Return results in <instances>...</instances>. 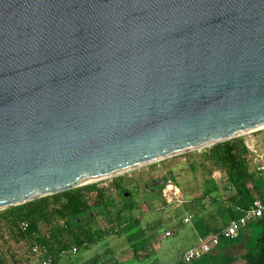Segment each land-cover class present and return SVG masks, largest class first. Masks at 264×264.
<instances>
[{"label": "water", "instance_id": "1", "mask_svg": "<svg viewBox=\"0 0 264 264\" xmlns=\"http://www.w3.org/2000/svg\"><path fill=\"white\" fill-rule=\"evenodd\" d=\"M261 128L264 0H0V210Z\"/></svg>", "mask_w": 264, "mask_h": 264}, {"label": "trees", "instance_id": "2", "mask_svg": "<svg viewBox=\"0 0 264 264\" xmlns=\"http://www.w3.org/2000/svg\"><path fill=\"white\" fill-rule=\"evenodd\" d=\"M204 155L222 173L218 183L222 185L224 192L223 199L218 202L210 198L212 202L210 209L196 210L198 215L195 222L202 225L203 235L207 236L219 231L230 219L242 215L255 198L264 200V182L255 172L249 170L252 156L243 139L239 137L212 145ZM188 173L191 174V171L187 166L168 170L165 173V182L157 189H162L168 180H172L177 185L179 179ZM176 174L180 175L177 177ZM162 177L164 175L156 180ZM114 187L123 198L130 197V192L121 187L117 181ZM109 202L106 190L90 183L0 210V240L4 241L6 235L14 243L21 241L27 244L25 253L23 251L21 254L17 252V255L10 253L12 264H36L31 253V246L34 244L39 245L43 257L49 256L48 264H75L76 257L73 258L71 254L73 247L78 252L88 250L103 241L107 234L117 231L123 230L134 252L143 249L151 240H156L155 232L137 235L139 230L143 232L137 221L129 225L128 219L126 223L119 224L121 209L115 213L118 227L114 225L107 232L108 229L98 226L97 216L105 217L110 214L107 208ZM124 208L131 211L132 201L126 203ZM181 221L182 219H178L179 223ZM109 222L112 221L109 219ZM41 223L47 227L46 234L40 230ZM238 245L243 247V254L234 255L227 251ZM102 253L104 251L85 262L98 264L99 255ZM182 253L183 251L176 255V262L179 261ZM0 264H6L2 253H0ZM180 264H264V215L248 223L235 237H220L211 252L204 253L189 263Z\"/></svg>", "mask_w": 264, "mask_h": 264}, {"label": "rangeland", "instance_id": "3", "mask_svg": "<svg viewBox=\"0 0 264 264\" xmlns=\"http://www.w3.org/2000/svg\"><path fill=\"white\" fill-rule=\"evenodd\" d=\"M238 137L243 139L244 142L254 138L257 143L261 144L264 140V128L247 132L234 138ZM211 146L192 149L163 160L138 166L111 177L90 182L100 188H104L106 195L110 199L107 206L110 214L105 217L98 215L96 218L98 226L108 229L107 232L114 225L118 227L115 213L121 209V221H119V224L126 223L128 219L130 220L128 221L129 225L137 221L138 225L143 228V232L139 230L137 235L155 232L157 236L156 240H151L143 249L134 252L123 230L107 234L103 241L96 243L88 250L76 251L75 253L71 250L72 257H76L75 264H90L85 261L91 257L95 258L102 251L104 253L99 255L100 262L98 264H161L163 261L173 260L176 255H179L189 242L186 230L195 223L198 215L196 210L210 209L212 207L210 198H214L218 202L224 197L222 195L224 193L222 192V185L218 183L222 173L204 155ZM253 165L254 163L251 159L249 163L250 170L254 169ZM181 166L189 167L191 174L188 173L182 179H179L177 185L172 180H169L160 190L157 189L151 192L145 188L144 185H149L152 179L160 178L168 170ZM116 181L121 187L130 192V197L126 199L121 196L118 189L114 187ZM171 184L179 189L176 197L172 196L171 192L168 191L166 195H163L166 185ZM130 200L133 205L131 211L124 208ZM187 202L190 203V205H187L190 207L185 206ZM189 212L193 216V219L191 218L192 222L184 223V220H182L179 223L178 219L187 216ZM109 219L112 222H109ZM164 228L171 231L169 236L164 235ZM40 230L43 234L47 233V227L42 223L40 224ZM125 231H127V228ZM4 238V241L0 240V253L4 256L6 264H12L10 253L13 252L16 255L18 253L21 254L22 251L25 253L27 244L21 241L14 243L6 235ZM227 251L234 255L244 253L241 245L229 248ZM32 259L35 260L36 258L33 256Z\"/></svg>", "mask_w": 264, "mask_h": 264}, {"label": "built area", "instance_id": "4", "mask_svg": "<svg viewBox=\"0 0 264 264\" xmlns=\"http://www.w3.org/2000/svg\"><path fill=\"white\" fill-rule=\"evenodd\" d=\"M261 145V146H260ZM245 146L252 156V161L255 164V171L257 176L264 182V140L263 142L257 143V141L252 138L245 142ZM169 181V180H168ZM171 192V195L176 197L179 193V189L171 184L166 185L163 190V195H166V192ZM169 194V193H168ZM264 215V200L255 198L247 209L244 210L242 215L237 218H232L219 231L209 234L206 237H201L197 242L189 247H187L178 262L176 261H166L162 264H180V263H189L192 260L200 257L204 253L211 252L214 247L218 244L220 237H235L238 232L244 228L248 223L256 220L257 218ZM188 218H184V222H187ZM165 236L170 235V231L164 232ZM72 252H76V248L73 247ZM31 253L36 258V264H48L49 256L42 255V251L39 245L34 244L31 246Z\"/></svg>", "mask_w": 264, "mask_h": 264}, {"label": "crops", "instance_id": "5", "mask_svg": "<svg viewBox=\"0 0 264 264\" xmlns=\"http://www.w3.org/2000/svg\"><path fill=\"white\" fill-rule=\"evenodd\" d=\"M253 167H254V169L252 170H250L251 172H255L256 173V171H255V164L253 165ZM257 175V174H256ZM190 202V201H189ZM189 202H187L186 204H185V206H187L188 204L190 205V203ZM187 207H190V206H187ZM187 207H186V209H187ZM186 214V213H185ZM184 214V215H185ZM183 218H188V221L187 222H184V223H189V222H192V220H191V218L193 219V216H192V214L189 212V213H187V216H185V217H182V220H184ZM190 220V221H189ZM166 228H164V232L165 231H170L169 229L168 230H165ZM202 229H203V227H202V225L201 224H199L198 222H195V223H193L192 225H191V227L189 228V231H187V234H188V238H189V242L187 243V245L185 246V249L187 248V247H189V246H191V245H193V244H195L196 242H197V240L199 239V238H201V237H206V236H204L203 235V232H202ZM171 232V231H170ZM156 234V236H157V233H155ZM211 234V233H210ZM165 235V234H164ZM209 235V234H208ZM207 235V236H208ZM169 236V235H168ZM184 249V250H185ZM183 250V251H184ZM176 256L174 257V259L173 260H165V261H163L162 263H164V262H166V261H175L176 259ZM161 263V264H162Z\"/></svg>", "mask_w": 264, "mask_h": 264}, {"label": "bare ground", "instance_id": "6", "mask_svg": "<svg viewBox=\"0 0 264 264\" xmlns=\"http://www.w3.org/2000/svg\"><path fill=\"white\" fill-rule=\"evenodd\" d=\"M128 170H130V169L122 170V171H120V172H117V173L112 174V175H109V176L100 177V178H95V179H93V180H91V181H92V182H93V181H98V180H101V179H104V178H107V177H111V176H114V175H117V174H120V173L126 172V171H128Z\"/></svg>", "mask_w": 264, "mask_h": 264}, {"label": "flooded vegetation", "instance_id": "7", "mask_svg": "<svg viewBox=\"0 0 264 264\" xmlns=\"http://www.w3.org/2000/svg\"><path fill=\"white\" fill-rule=\"evenodd\" d=\"M180 174H176V176L178 177Z\"/></svg>", "mask_w": 264, "mask_h": 264}]
</instances>
